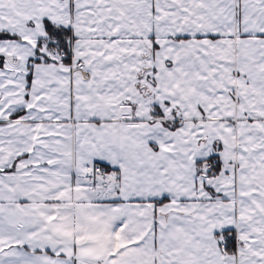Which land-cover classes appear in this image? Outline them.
<instances>
[{
  "label": "snow or ice",
  "instance_id": "6c2138e0",
  "mask_svg": "<svg viewBox=\"0 0 264 264\" xmlns=\"http://www.w3.org/2000/svg\"><path fill=\"white\" fill-rule=\"evenodd\" d=\"M0 264H264V0H0Z\"/></svg>",
  "mask_w": 264,
  "mask_h": 264
}]
</instances>
